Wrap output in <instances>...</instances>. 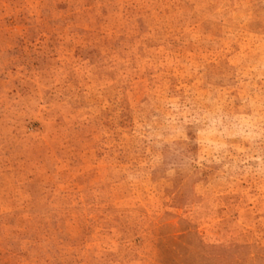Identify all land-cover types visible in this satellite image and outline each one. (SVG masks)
I'll use <instances>...</instances> for the list:
<instances>
[{
    "label": "rangeland",
    "instance_id": "obj_1",
    "mask_svg": "<svg viewBox=\"0 0 264 264\" xmlns=\"http://www.w3.org/2000/svg\"><path fill=\"white\" fill-rule=\"evenodd\" d=\"M0 264H264V0H0Z\"/></svg>",
    "mask_w": 264,
    "mask_h": 264
}]
</instances>
